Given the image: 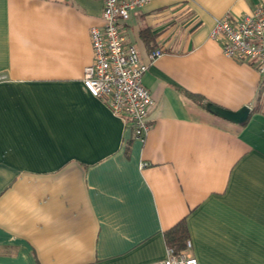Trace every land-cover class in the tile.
I'll return each mask as SVG.
<instances>
[{"label": "crops", "instance_id": "crops-1", "mask_svg": "<svg viewBox=\"0 0 264 264\" xmlns=\"http://www.w3.org/2000/svg\"><path fill=\"white\" fill-rule=\"evenodd\" d=\"M261 4L132 12L125 31L155 99L140 139L83 85L103 0H0V264H147L182 219L184 256L264 264V78L211 36L217 18ZM207 103L251 111L235 122Z\"/></svg>", "mask_w": 264, "mask_h": 264}, {"label": "built area", "instance_id": "built-area-1", "mask_svg": "<svg viewBox=\"0 0 264 264\" xmlns=\"http://www.w3.org/2000/svg\"><path fill=\"white\" fill-rule=\"evenodd\" d=\"M153 0H103L101 26L90 29L94 59L83 75L85 89L102 99L114 114L128 119L135 135L144 139L150 128L149 115L155 99L145 86L144 76L149 63L137 46L131 43L125 23L134 10ZM211 36L219 39L224 54L234 60L252 64L264 78V4L253 11L217 18ZM159 48L150 54V61L162 55ZM5 76L0 74V82ZM190 241H188V246ZM147 264H199L194 256L176 254L168 247L165 258Z\"/></svg>", "mask_w": 264, "mask_h": 264}, {"label": "trees", "instance_id": "trees-1", "mask_svg": "<svg viewBox=\"0 0 264 264\" xmlns=\"http://www.w3.org/2000/svg\"><path fill=\"white\" fill-rule=\"evenodd\" d=\"M188 95L195 99L201 105H204L202 96L194 93H188ZM165 237L168 247L173 248L176 254L182 253L187 248V242L189 239V231L186 220L182 219L173 227L168 229L165 232Z\"/></svg>", "mask_w": 264, "mask_h": 264}, {"label": "water", "instance_id": "water-1", "mask_svg": "<svg viewBox=\"0 0 264 264\" xmlns=\"http://www.w3.org/2000/svg\"><path fill=\"white\" fill-rule=\"evenodd\" d=\"M206 106L212 113L235 122L245 121L251 111V107L249 105H245L237 111H231L212 103H207Z\"/></svg>", "mask_w": 264, "mask_h": 264}]
</instances>
